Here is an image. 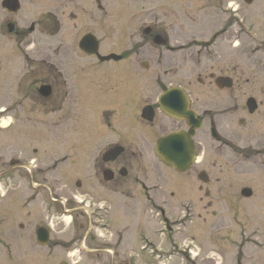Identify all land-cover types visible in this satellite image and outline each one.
<instances>
[{
	"label": "rangeland",
	"instance_id": "374dc122",
	"mask_svg": "<svg viewBox=\"0 0 264 264\" xmlns=\"http://www.w3.org/2000/svg\"><path fill=\"white\" fill-rule=\"evenodd\" d=\"M3 1L0 0V110L7 112H1L6 116L0 113V264H55L56 259L67 260L61 252L58 257L54 251V261L44 262L45 252L36 247L35 238L37 229L46 223L51 227L50 244L75 247L69 250L73 262L92 264L98 253H90L88 245H84L83 219L51 208V204H56L51 197L72 206L77 202L74 197L82 198L83 190L76 183L85 184L88 180L86 173L95 154L73 148L87 146L92 119L76 117L65 123L62 116L66 108L61 101H53L50 107L40 101L35 90L19 88L16 75L25 66L26 53L36 61L31 65L35 71L48 53L54 65L52 76L65 84L67 76L74 75L87 61L79 49L86 35L97 38L101 54L125 55L131 40L135 36L141 39L144 30L152 27L162 40L168 38L169 45L188 49L194 40L202 53L215 51L217 45L210 50L205 46L213 35L229 30L230 35L237 36L236 44L243 39L252 53L259 49L258 60L262 62L264 0H20L21 11L14 15L2 9ZM221 13L224 16H219ZM9 23L16 29L11 35L7 30ZM32 27L34 30L30 31ZM232 45L229 43L227 51L233 50ZM231 61L238 65L242 75L244 99L259 94L258 98L264 100V74L256 72L246 57L245 62L235 56ZM95 66L111 76L116 73V80L111 76L112 82L102 80L110 84L105 87L111 100L137 83L135 76L129 75L127 64ZM189 68L182 75H188ZM178 81L190 82L187 78ZM96 83L99 85L100 80ZM207 92L210 94L193 85L194 95L204 102ZM233 93L236 90L229 93V98L238 99ZM92 109L87 107L85 114ZM260 114L264 116V107ZM210 143L206 146L205 168L213 182L223 181L221 197L207 198L200 192L193 170V227L184 218L177 230L161 236L158 207L162 202L158 195L156 201L148 203L145 214L152 244L163 245L165 238L164 264H233L243 257L248 262L253 260V264H264V171L249 166L236 170L225 161L224 150ZM33 181L37 183L35 190L30 184ZM151 184L156 185L153 181ZM242 187L253 189V200L237 202L231 198ZM229 188L231 191L227 192ZM226 192L228 197L224 196ZM176 212L169 215L180 218L181 214ZM242 243L244 248L240 250ZM99 254L104 257V264H116L117 260L112 261L108 252ZM188 256L193 263L187 262Z\"/></svg>",
	"mask_w": 264,
	"mask_h": 264
},
{
	"label": "flooded vegetation",
	"instance_id": "af4514ba",
	"mask_svg": "<svg viewBox=\"0 0 264 264\" xmlns=\"http://www.w3.org/2000/svg\"><path fill=\"white\" fill-rule=\"evenodd\" d=\"M219 16H224V13ZM147 29L149 33L139 36L141 39L135 36L131 40L125 55H120L121 59L104 62L110 65L127 64L126 68L131 72L129 75H134L137 80L122 95L117 93L115 100H111L107 93L105 86L109 82L102 83V80L111 81V77L116 80V73L111 76L107 70L102 72L96 67V63L103 62L95 54L87 55L81 51L87 61L78 72L67 76L65 84L52 76L54 65L48 53L39 64L38 71L31 66L36 61L30 60L26 53L25 66L16 75L18 87L35 90L40 101L47 106L51 107L53 101H61L66 108L62 116L65 123L76 117L92 119L87 146L73 148L95 154L86 173L88 180H85V184L81 181L76 183L77 188L83 190L82 198L74 197L77 202L72 206L68 201L63 203L51 197L56 203L51 204L55 212L63 215L70 213V217L83 219L81 229L86 233L82 237L84 245H88L90 253H98V258L92 264H104L100 252H108L112 261H118L116 264H154L155 261L164 264L165 238L162 240L163 245L152 244L145 219L146 208L160 195L161 236L177 230L182 225L180 220L184 218L185 223L189 222L193 227V170L200 192L207 198L213 195L221 197L219 189L223 181L213 182L205 168V151L209 140L224 150L225 161L236 170L249 166L264 171V116L260 114L264 100L258 98L259 94L244 99L242 75L238 65L231 61L235 56L245 62L246 57L256 72L264 74V61L258 60L260 50L256 49L252 53L251 47L247 49L244 45L243 39L236 44L237 36L230 35L229 30L213 35V40L209 41L205 49L210 50L215 45L217 49L210 53H202L201 46H197L194 40L188 49L185 46L176 48L168 44L167 37H163L165 45L159 46L156 44L159 34H154L152 27ZM229 43L233 44L231 52L227 51ZM112 54L115 53L101 56ZM187 67H190L189 74L182 75ZM181 78H187L190 82L181 83L178 81ZM99 80L98 85L96 82ZM193 85L210 91V94H206L208 99L205 102L194 95ZM43 87L50 89L48 97L41 93ZM173 90L176 92H171ZM234 90L237 93L233 95L238 99L229 98V93ZM161 100L168 106H174L176 117L163 110ZM250 100H254L256 105L253 112L248 107ZM201 103H205V107ZM108 106L111 108H106ZM87 107L93 108V111L90 110L92 112L86 115ZM193 115L201 123V127L194 131V136ZM165 139L166 142L158 149ZM115 153L118 156L108 157ZM171 154L176 155V168L169 163ZM53 171H57V168ZM152 181L156 185L151 184ZM59 183L62 184V181ZM30 184L35 190L37 183L33 181ZM247 190L251 192L250 197L243 194ZM227 192L224 195L226 197ZM230 196L237 202L243 199L250 201L254 198V192L251 187H242L234 196ZM1 198H5L4 195ZM153 207L157 206L154 204ZM176 210L181 217L174 219L169 213ZM40 229L47 232L46 243L39 239ZM35 241L36 247L45 252L44 262L54 261L51 258L57 251L56 256L59 257L61 252L67 260L56 259L55 264H82L71 259L69 250L75 247L50 244L49 223L37 229ZM243 248L242 243L239 249ZM119 250H125L126 255H121ZM183 252L187 253L186 250ZM248 261L243 257L234 260L233 264H245ZM187 262L193 263V258L188 256ZM253 263V260L248 262Z\"/></svg>",
	"mask_w": 264,
	"mask_h": 264
},
{
	"label": "water",
	"instance_id": "95a60500",
	"mask_svg": "<svg viewBox=\"0 0 264 264\" xmlns=\"http://www.w3.org/2000/svg\"><path fill=\"white\" fill-rule=\"evenodd\" d=\"M3 8L4 9H7L9 12L11 13H17L20 9H21V6L19 4V0H6L4 3H3ZM8 29H9V32L12 33L13 30H14V26L13 25H9L8 26ZM33 31V29H32ZM157 43L158 44H161L163 42H161V38L158 37L157 38ZM79 48L84 51L86 54L88 55H91V54H98L99 55V43L97 41V39L92 36V35H88L86 37H84L80 44H79ZM110 59H120V57L118 56H115V55H112V56H109L107 58H102L101 61H107V60H110ZM41 93L48 97L50 95V89L48 87H44L42 90H41ZM255 102L254 100H250L248 102V107L250 108L251 112H253L255 109H256V105H254ZM170 115H173L174 116V113L172 112H168ZM201 127V124L199 121H197L194 117H193V135L195 134V129L196 128H200ZM166 142V139L163 140L160 145L158 146V149H160V147ZM194 145H193V153H194ZM181 154V153H180ZM113 154H109L108 157H112ZM182 155V154H181ZM170 158H171V164L173 167H176V164H174L175 162L177 163V160H176V155L175 154H171L169 155ZM170 163V162H169ZM246 197H250L251 196V192L250 191H246L243 193ZM38 235H39V239L42 241V243H46L48 241V235H47V232L44 230V229H40L38 231Z\"/></svg>",
	"mask_w": 264,
	"mask_h": 264
}]
</instances>
